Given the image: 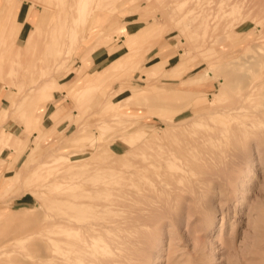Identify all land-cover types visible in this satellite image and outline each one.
Listing matches in <instances>:
<instances>
[{"label": "rangeland", "instance_id": "rangeland-1", "mask_svg": "<svg viewBox=\"0 0 264 264\" xmlns=\"http://www.w3.org/2000/svg\"><path fill=\"white\" fill-rule=\"evenodd\" d=\"M17 1L20 21L31 2ZM115 1L113 11L97 9L86 22H75L67 12L64 28L76 32L64 38L65 55L57 63L43 51L44 45L39 53L24 49L15 62L6 60V68L14 63L18 69L15 76L21 84L14 82L12 90L21 99L4 119L1 110L12 102L2 98L0 129L18 135L26 116L27 143L19 145L20 138L14 137L0 143V264H46L36 256L34 243L44 236H32V219L43 223L52 207L60 206L54 200L60 199L69 177L66 162L51 161L41 170L39 163L60 153L69 162L86 159L97 150L101 158H91L86 184L98 180L100 188L112 187L95 193V199L113 196L125 201L117 188L129 180L119 170L126 171L130 163L147 166L157 187L161 182L156 170H170L163 163L165 156H180L177 165L187 170L186 190H165L156 198L133 202L145 209L118 228L128 237L121 255L131 264H264V0ZM42 7L37 6V12L44 14ZM73 15H79L76 8ZM33 26L27 23L21 39L26 34L39 37ZM45 37L50 41L53 35L49 31ZM207 69L211 75L206 80ZM52 83L57 87L51 88ZM224 83L226 93L212 102ZM49 91L54 98L46 102L35 126L34 114L44 106L38 103ZM246 93L247 108L220 113L240 105ZM144 142H151L149 148ZM160 147L172 150L158 155ZM45 180L49 185L40 196L34 190ZM106 214L119 219L128 210ZM190 230L196 236L189 235ZM110 257L94 264H106Z\"/></svg>", "mask_w": 264, "mask_h": 264}, {"label": "bare ground", "instance_id": "bare-ground-1", "mask_svg": "<svg viewBox=\"0 0 264 264\" xmlns=\"http://www.w3.org/2000/svg\"><path fill=\"white\" fill-rule=\"evenodd\" d=\"M24 1H30L31 6H30V9L28 10V13L26 14V16H23V18H22L23 20L18 21L17 20V16H18L17 12L21 7V5H18V1L17 0H0V102L4 96H6L8 98L10 97L11 102H12V103H10V105H6V107H4V110H1V113H2L1 116L4 119L9 118L10 113L13 110H15V107L18 105L19 100L21 99L20 97L18 98L17 94L13 93L14 91L12 90L14 82L16 84L18 83L19 85L21 84V81H17V76H15L18 72V69L14 67V63L11 64L9 68H6L5 64H6L7 59H8V62H15L16 60H18V57L21 54H23L24 49H25L26 53H32L34 51H38L39 50L38 48H43V45H44V48L45 47L46 48L43 51L44 52L46 51L45 53H47L48 55L51 54L52 57H54V58H52L51 61L55 64L58 61L62 60L64 55H65V53L62 49V44L65 40L64 38L66 36H70L72 33L76 32V29L74 27H69L67 31L64 28L67 25V23L69 22V20H68L69 18L66 15L67 12H69V17L73 18L75 20V22H79V21L86 22L92 17V15L95 13V11H97V9H109V10L113 11L117 7L115 0H91V2H90V0H55V2L53 0H24ZM191 1H193V0H191ZM191 1H190V3H191ZM37 6H43L42 8H44V10H43L44 14H42V12H39L40 14L37 12L38 11ZM75 8L77 9V12L79 13V15L77 17L73 15V9H75ZM192 19H194V17ZM27 23L34 25L33 29L37 30L40 38L38 37L37 39L34 40V38L32 36H28L26 34V36L23 39H21V36H23V34L25 32L24 27L27 26ZM49 31H50V36L53 35V38H50L51 43L49 41V38L45 37V35H48ZM131 34L133 35L134 32H132ZM45 38L47 40L44 44ZM20 40H22V42H20ZM134 40H136V39L134 38ZM8 42H9V46H5V44H7ZM206 44L208 45V43H206ZM2 45H4V46H2ZM193 48L195 49V47H193ZM38 53H39V51H38ZM90 53L91 52H89V54ZM182 57H183V55H182ZM240 65H241V63H240ZM219 66H221V65H219ZM224 68H227V67H224ZM179 69L180 68H178V70L175 72V74L180 72ZM237 69H239V68L237 67ZM35 71H37V69H35ZM222 73H224V72H221L220 74H222ZM242 74H243V72H242ZM6 75L10 76V77L7 78ZM210 75H211V69L210 70L207 69L204 72L205 79L207 80L208 76H210ZM234 76H237L236 73H234ZM236 78H238V76L234 77V80H233L234 82H236ZM245 80H247V79H245ZM223 81H224V79H223ZM19 85H18V88H19ZM49 85L51 88L57 87V85L55 83H52ZM242 85H244V83ZM29 86H30V84H29ZM29 86H27V87H29ZM33 86L34 85H31L32 88H33ZM227 86L228 85L224 83L219 87L218 91L214 94V98H213L212 102L218 101L226 93ZM62 88H63V86H62ZM5 90H7V91H5ZM53 90L54 89H51L50 91H53ZM28 91H30V90H28ZM50 91L45 93L42 96L41 102L38 103V105L42 104L44 106L41 107L39 114H34V116H35V119H34L35 124L34 125L35 126H37L39 124L40 120H42V113L46 109V106H47L46 102L48 100H52L54 98L52 92H50ZM194 93H196V92H194ZM201 93L202 92H198L196 94H201ZM171 94H173V93H171ZM247 96H248V93H246L244 95V97L239 99L240 105H234V106H230L227 108L224 107L220 110V113L221 114H233V113L239 112V110H241V109L243 110V109L247 108L248 106L246 107V105L243 102L245 97H247ZM168 97H167V99L170 100ZM180 104H182V101L180 102ZM211 107H213V106H211ZM165 108L166 107H164L162 109H165ZM35 111H36V109L33 110V112H35ZM217 111H219V110H217ZM60 112H62V111H60ZM25 113H27V112H25ZM261 114H264V110L261 112ZM21 115H24V112L22 114H19V116H21ZM25 117L23 119L24 121H20L22 124L21 125L22 126V132L18 135H14L12 132H7L5 129H0V143L2 140L5 142L6 140H10V138H13V137L14 138H20V140L18 141V144L19 143L23 144V142H25V141L27 143V135L25 133V132H27V130L25 128V124H26V118ZM229 118H231V117L229 116ZM187 119H189V118H187ZM22 122H24V123H22ZM174 123L171 122L169 124H174ZM175 124H177V122ZM98 125H99L98 127H101L100 124H98ZM35 126H33V127H35ZM103 127H105V126H103ZM52 128L54 129V127H52ZM77 129H78V127H77ZM5 138H6V140H5ZM131 138L133 139L134 137H131ZM158 138L160 139V137H158ZM263 138L264 137H262V139ZM107 139H108V137H107ZM102 140H97V141H102ZM10 141L8 143H10ZM134 141H136V140L135 139L133 141L131 140L130 141L131 144ZM148 141H150V140H148ZM257 141L258 140H256V142ZM152 142H154V141H152ZM5 143H7V142H5ZM144 143H145V145L148 146V148H149V144L151 145V142H149V143L144 142ZM158 143H157V145H158ZM14 145H15V143H14ZM61 145H62V143H61ZM141 146H140V148H141ZM154 147L156 148L155 145H154ZM142 148H146V146L142 147ZM176 148H178V147L176 146ZM167 149L168 148H166L167 152L172 150V148L171 149L169 148L170 150L169 149L167 150ZM166 151H164L163 148L160 147L156 152L158 154V153H164ZM178 151H179V149H178ZM173 153L176 154L177 152H173ZM135 154H140V152L139 153L136 152ZM100 155H101V150H97L96 152L93 151V154L91 155V157H88L86 159H84V158L76 159V160H72L69 162L68 156H66L63 153H60V154L56 155L51 160L41 161L40 163L38 162L39 165H38L37 169H39V170L47 168V164L50 163L51 161L53 162L52 165H54V164L65 165V162H66L65 168H66V172L68 174L67 177L72 178L74 176L82 175V178L77 179L76 181L70 180L69 178H67L65 180L64 190L62 192V195L60 196V199L57 198L56 200H54L55 202L60 201L61 202L60 206L54 205L52 207L53 211H51L50 213H48L45 216V221L43 223L36 221V219H34V218L32 219V221H34V222H32L33 224H31L32 225V233H31L32 236L35 238L38 237L39 235L44 236L43 240H36V242L34 243V247L38 251V253H36V256H38L40 259L44 258L46 264H94L97 260L100 259V261H102L104 258H109L110 256H111L110 259L106 260V264H131L130 258L128 259L127 256L121 255L122 250H123L124 239L128 238V237L120 234L118 228H120L122 226V224L130 221V219L133 218V215H132L133 213L140 212V211H143L145 209L144 206H142V205L136 206L133 202L136 201V199H139L138 202L139 201L145 202L146 199L149 200L150 198H156V197H158V195H160V192L165 191V190H168L169 192L173 191L175 193L176 192L177 193L182 192V191L186 190L187 187H189V185H190V181L185 182V172L187 170H185V168L183 166H180L179 164L177 165L176 158L178 157L180 159V156H177V155H173L172 157L165 156L167 158L166 159L163 158V159H165V160H163V163L165 164V166L167 168H170V170L165 171V170L160 169V170H156V172L154 174L155 177H157L161 182L160 187H157L156 184H154L151 181L152 176L148 175L147 169H146L147 166L140 165V164L138 165L136 163H130V164H128L129 169H127L126 171L125 170H119V173L120 172L124 173V174L127 173L126 179L129 180V181L124 182L120 187L117 188L118 189L117 192H119V194L121 192L123 193L122 196L125 197V201L123 202V200H121L119 198H115L113 196H111V198L105 197L102 199L101 197H97L98 199H95V197H94L95 193H100L104 190L105 191L110 190V188L112 187L111 186L109 188V186H107L106 188H103V187L100 188L101 184H100V181H98V180H94L91 183L86 184V181L89 180V175H90L89 171L91 170L90 165L93 163L91 158L93 156H94V159L99 158ZM130 155H131V151H130ZM141 155H142V153H141ZM150 155H153V154L150 153ZM146 157H147V155L145 156V154H144V158H146ZM160 157L162 158L161 155H160ZM183 157L184 156H182L181 159ZM147 158H149V157H147ZM86 160H89V161H86ZM117 161H119V160H117ZM149 163H151V162H149ZM152 163H154V162H152ZM158 165H160V164H158ZM109 168H111L113 170L117 169V168H113L110 166H109ZM179 170L181 172H178ZM38 172H40V171H38ZM33 174H35V172H32V175ZM42 174L43 173L40 174V177L42 176ZM114 181H115V183H120V180H113L112 182H114ZM148 181H151V182H149L150 186L146 187L144 183H147ZM107 183H110V182L107 181ZM48 185H49L48 181L45 180L43 182L36 184L37 188L36 187L35 188L37 190L35 188H32L31 190L33 191L35 189L34 192L38 191L39 192L38 194H40V196H41V194L44 192L42 190L45 187H47ZM190 199H193V198L191 197ZM41 203H42V201H41ZM41 205H43V204H41ZM117 206H120V208H116ZM125 207H126V209H125ZM187 208H189V207H187ZM189 209H192V208H189ZM125 210L126 211L128 210V215L123 216L119 219L115 218L113 216H108L106 214V212L107 213L109 212V213L121 214ZM190 213L191 212H189V214ZM191 215H192V213H191ZM208 215H207V218H208ZM203 216L205 217V214ZM203 216L201 218H203ZM212 216H211V218H212ZM201 218H200V220H201ZM139 220H141V219H139ZM203 220H205V219H203ZM206 220H208V219H206ZM209 220H211V219H209ZM138 222H140V221H137V223ZM19 223L21 224V222H19ZM138 224H140V223H138ZM128 225H130V223ZM27 227H29V226H27ZM20 229H19V231H20ZM131 230H132V228L129 227L128 231L131 232ZM146 231H148V230L146 229ZM191 232L192 231L190 230L189 235L192 234L191 236H193V232H195V231H193L192 233ZM16 233H18V232H16ZM16 233L14 232L13 235L12 234L11 235L14 236V235H16ZM194 236H196V235L194 234ZM8 238H9V236H8ZM113 243H116V244L113 245ZM26 246H27V244H26ZM144 259H145V257H144ZM146 262L147 261H144V263H146ZM16 264H22V263H16ZM30 264H39V263L37 262V263H30Z\"/></svg>", "mask_w": 264, "mask_h": 264}, {"label": "crops", "instance_id": "crops-1", "mask_svg": "<svg viewBox=\"0 0 264 264\" xmlns=\"http://www.w3.org/2000/svg\"><path fill=\"white\" fill-rule=\"evenodd\" d=\"M20 15H22V16H23V15H24V14H23V12H22V14H20Z\"/></svg>", "mask_w": 264, "mask_h": 264}]
</instances>
